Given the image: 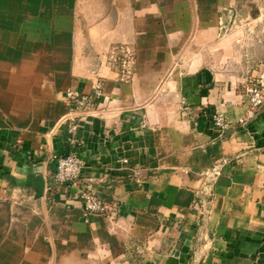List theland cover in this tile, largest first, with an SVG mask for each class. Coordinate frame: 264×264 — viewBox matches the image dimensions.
Instances as JSON below:
<instances>
[{
	"label": "crops",
	"instance_id": "1",
	"mask_svg": "<svg viewBox=\"0 0 264 264\" xmlns=\"http://www.w3.org/2000/svg\"><path fill=\"white\" fill-rule=\"evenodd\" d=\"M115 43L131 83L102 64ZM263 72L264 0H0V264H264V107L244 95ZM96 77L74 136L64 92ZM70 151L111 216L57 187Z\"/></svg>",
	"mask_w": 264,
	"mask_h": 264
},
{
	"label": "built area",
	"instance_id": "2",
	"mask_svg": "<svg viewBox=\"0 0 264 264\" xmlns=\"http://www.w3.org/2000/svg\"><path fill=\"white\" fill-rule=\"evenodd\" d=\"M102 64L116 74L117 82L131 83L137 71V55L134 47L128 43L112 44L102 56ZM244 95L252 111H258L264 107V72L259 77L246 83ZM66 103L69 107L71 126L69 132L77 135L80 123L89 117L95 116L101 102L106 98L103 77L92 80L91 93H84L75 88H67L64 92ZM213 122L222 132L231 130L236 123L226 116L217 113L213 116ZM240 119L238 124H244ZM55 164L52 177L58 188L75 191V198L82 202L83 219L89 221L91 217L111 216L118 210L117 204H109L99 198L91 186L83 180V172L86 162L73 151L52 155ZM220 175V167L211 170L206 177L203 191L200 193L202 204L208 203L212 195V188Z\"/></svg>",
	"mask_w": 264,
	"mask_h": 264
},
{
	"label": "water",
	"instance_id": "3",
	"mask_svg": "<svg viewBox=\"0 0 264 264\" xmlns=\"http://www.w3.org/2000/svg\"><path fill=\"white\" fill-rule=\"evenodd\" d=\"M205 209L207 210V208L205 207Z\"/></svg>",
	"mask_w": 264,
	"mask_h": 264
}]
</instances>
